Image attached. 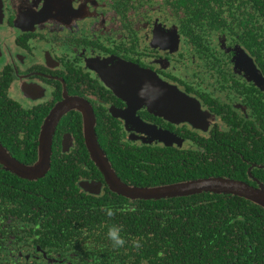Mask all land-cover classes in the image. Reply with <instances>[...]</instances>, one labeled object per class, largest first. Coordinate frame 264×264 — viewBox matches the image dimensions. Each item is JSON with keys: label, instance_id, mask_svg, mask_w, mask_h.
Returning <instances> with one entry per match:
<instances>
[{"label": "flooded vegetation", "instance_id": "obj_1", "mask_svg": "<svg viewBox=\"0 0 264 264\" xmlns=\"http://www.w3.org/2000/svg\"><path fill=\"white\" fill-rule=\"evenodd\" d=\"M63 104L50 191L6 183L22 191L0 193V264H152L121 262L111 241L88 238L104 228L95 215L122 206L89 154L84 113L127 185L152 181L164 159L222 174L203 178L247 166L240 181L257 186L264 0H0V144L34 164L44 121Z\"/></svg>", "mask_w": 264, "mask_h": 264}, {"label": "trees", "instance_id": "obj_2", "mask_svg": "<svg viewBox=\"0 0 264 264\" xmlns=\"http://www.w3.org/2000/svg\"><path fill=\"white\" fill-rule=\"evenodd\" d=\"M212 167H203L196 172L161 159L152 174V181H146L138 174L134 183L156 186L222 175L220 172L208 173L206 169H216V166ZM236 171L235 174L226 173V176L248 182L247 166ZM251 173L264 184V166L253 168ZM54 175H61V172L52 166L46 176L34 182L20 179L0 168V193L7 195L12 191L14 195L22 191L11 190L6 183L26 191H37L36 187L40 192L50 191L48 187ZM112 203H119L122 209L119 212L114 210L111 217L106 210L95 215L104 220V228L90 232L88 238L111 241L107 235L109 229H120L125 244L116 247L115 253L121 262L124 259L129 261L135 255L138 259L152 255V264H264V208L245 198L199 193L169 199L130 201L118 196ZM136 242L140 247L135 246Z\"/></svg>", "mask_w": 264, "mask_h": 264}, {"label": "water", "instance_id": "obj_3", "mask_svg": "<svg viewBox=\"0 0 264 264\" xmlns=\"http://www.w3.org/2000/svg\"><path fill=\"white\" fill-rule=\"evenodd\" d=\"M64 105L54 109L44 121L39 137L38 158L34 164H22L13 158L0 144V165L5 171L25 179H38L45 176L51 165L52 136L64 112L66 106ZM94 123V118H88L84 113L83 135L85 144L92 160L102 171L106 182L117 194L131 200H158L199 193L226 194L245 198L264 208V184L260 180H257V186L225 177L199 178L155 187L127 185L117 177L106 154L100 148L94 130Z\"/></svg>", "mask_w": 264, "mask_h": 264}, {"label": "clouds", "instance_id": "obj_4", "mask_svg": "<svg viewBox=\"0 0 264 264\" xmlns=\"http://www.w3.org/2000/svg\"><path fill=\"white\" fill-rule=\"evenodd\" d=\"M106 212H107V215L109 217H111L113 215V211H112V209L110 207L106 208ZM107 235H108V238L113 242V247L119 248V247H123L124 246L125 240L120 235V229L115 228V227L110 228L108 233H107ZM135 246L137 248L140 247L139 242H136Z\"/></svg>", "mask_w": 264, "mask_h": 264}]
</instances>
